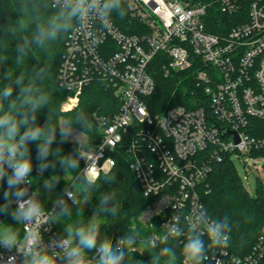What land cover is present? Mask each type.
Returning <instances> with one entry per match:
<instances>
[{
	"label": "built area",
	"instance_id": "built-area-1",
	"mask_svg": "<svg viewBox=\"0 0 264 264\" xmlns=\"http://www.w3.org/2000/svg\"><path fill=\"white\" fill-rule=\"evenodd\" d=\"M123 3L139 33L127 34L112 20L107 29L90 20L69 34L58 80L70 93L68 109L78 105L91 83L110 89L119 99L112 119L95 115L101 137L84 155L91 162L94 153L100 175L115 167L120 148L132 155L130 168L149 200L136 225L149 230L147 238L157 245L165 243L162 236L170 223L187 231V216L204 206L199 187L215 163L226 155H236L248 167L264 163V153L254 155L264 152V137L251 133V119H264V0ZM159 54L165 76L194 69V87L185 104L154 116L146 98L156 91L150 67ZM32 192L38 195L33 184L28 196ZM0 223L7 224L1 217ZM43 227L45 243L63 236L54 224ZM176 239L183 245L186 236ZM204 239L207 245V236ZM133 252L141 253L142 247ZM14 255L20 264L22 257L15 250L0 248V264H10ZM93 256L88 253L90 264H96ZM207 256L204 264H264V234L244 257L230 253L229 246L209 247ZM130 261L127 257L125 264Z\"/></svg>",
	"mask_w": 264,
	"mask_h": 264
},
{
	"label": "clouds",
	"instance_id": "clouds-1",
	"mask_svg": "<svg viewBox=\"0 0 264 264\" xmlns=\"http://www.w3.org/2000/svg\"><path fill=\"white\" fill-rule=\"evenodd\" d=\"M56 11L41 21H33L34 28L31 39H25L15 47L17 53L15 62L22 64L28 56L30 49L35 46L44 51H50L52 45L73 30L85 28L90 20H98L102 29L110 26L115 14L124 19L127 10L123 0H52ZM30 13L21 5V15ZM19 26L10 30V36L16 37ZM0 62L3 58L0 57ZM50 68L34 70L25 84L23 74L14 80L19 89L13 99L14 88L10 84L0 87V216H9L16 225L0 223V248L12 252L15 250L22 260L20 264H90L88 253L94 252L92 257L96 264H125L126 258L132 253L138 243L139 232L130 231L129 234L112 240L108 237L101 239V221L97 214L108 217H117L120 206L116 203V193H104L99 198V208L96 214L87 223L78 222L75 225L65 224L63 236L45 243L42 233L45 224L51 226L59 223L63 218L71 215L68 201L76 203V184L65 188L63 195L53 201V210L46 212L42 207L39 195L30 191L33 164L30 154V145L36 144L39 172L43 173L55 168L57 162L61 169L68 173L70 170H80L77 175L80 191L85 200L91 198L99 182L112 183L115 177L110 170L100 175L94 153L92 158L85 157L90 148L84 139L85 132L89 131L87 117L77 114L73 121L60 125L53 123L50 114L45 123L38 124V114L51 105V93L41 84L49 77ZM4 79H12L6 73ZM73 124L80 125L83 131L75 136L76 149L68 154L61 155V149H53V142L57 140L59 130V143L63 144L73 136ZM54 159L49 161L48 157ZM86 160V167L80 169V160ZM95 165V166H94ZM57 179L44 181V186L51 191ZM6 185V186H5ZM21 185H24L23 187ZM28 196L27 199L25 197ZM15 203L16 207L12 205ZM23 227L21 234L20 227ZM162 239H176L186 236L183 243V264H204L208 259L209 247H227L231 243L232 224L228 216L213 218L207 208L200 205L187 216V231L178 223L166 226ZM207 236L206 245L204 237ZM144 249L152 252L155 242L151 237L142 240ZM17 257H11L10 264H15ZM177 253L170 247H163L160 252L152 253L150 264H177ZM134 264H144L135 261Z\"/></svg>",
	"mask_w": 264,
	"mask_h": 264
},
{
	"label": "trees",
	"instance_id": "trees-1",
	"mask_svg": "<svg viewBox=\"0 0 264 264\" xmlns=\"http://www.w3.org/2000/svg\"><path fill=\"white\" fill-rule=\"evenodd\" d=\"M21 5L30 14L21 15ZM52 0H0V87L6 84L14 88L13 99L19 89L15 86L14 80L21 74L25 77V84L34 70L44 69L49 66V77L42 84L37 81V85L43 87L51 93V105L44 108L37 117V123L43 124L50 114L53 123L57 124L59 129L61 121H73L77 114L83 113L87 117L89 131L85 134L89 138V148L94 147L100 140V128L95 119V115L106 116L109 120L119 110L120 101L115 97L113 91L106 89L98 83H91L84 88L79 99L78 105L70 109H63V104L68 100L70 93L59 85V69L66 52V41L69 34L58 40L50 51H44L33 46L27 58L22 64L15 62L17 53L15 47L25 39H31L34 28L33 21H41L51 16L56 9L52 6ZM124 7L127 10L126 5ZM228 19V18H224ZM114 24L127 34H138L140 27L137 22H130L129 13L124 19H120L115 14L111 19ZM19 26L16 37L10 36V30ZM211 32H217L216 28H210ZM162 55L159 54L150 67V71L156 81V91L150 97L146 98L148 108L152 115L162 114L169 107L185 104L190 92L194 87L193 70L183 73H172L165 76L161 62ZM6 73L12 75V79H4ZM74 128L83 131L82 126L73 124ZM251 133L257 137H264V119H251ZM59 130L57 131V140L53 142V149L60 148L61 155L72 153L77 143L70 140L60 144ZM30 154L33 164L32 181L34 189L38 188L45 180L57 179L55 187L63 194L64 189L69 187L71 181L75 179L80 170L69 171L65 173L57 162L56 167L40 173L38 152L36 144H31ZM264 152H254V155H261ZM49 161L54 159L48 157ZM133 157L125 149L120 148L116 155V165L110 171L115 177L114 182H99L96 190L92 193L89 200H85L80 191L79 181L76 180V203L68 201L71 208V215L64 221L67 224L75 225L78 222L87 223L97 212L99 208V198L102 194L115 192L116 203L120 206L118 216L108 217L103 214H97L101 221L100 231L102 238L108 237L112 240L119 239L130 231L136 230L140 236L138 238L146 239L149 230L136 225V221L141 212L148 206L149 200L143 195L141 186L130 168ZM83 167V161L80 160V169ZM103 175V174H101ZM6 186V185H5ZM199 192L205 208L213 218H223L228 216L232 224L231 243L229 251L240 257L249 254L257 243L259 237L264 234V186L259 182L256 193L251 194L243 186L237 173L235 163L231 156L226 155L222 162L214 164L212 173L207 180L200 185ZM3 200L0 199V204ZM6 223L13 224L9 216H0ZM21 230V228H20ZM137 246L142 247V252H132L129 254L131 261H143L144 264H150L152 253L160 252L163 247L170 246L177 253V264H182V247L179 239H169L165 243L157 244L152 252L144 249L143 244L138 241Z\"/></svg>",
	"mask_w": 264,
	"mask_h": 264
},
{
	"label": "rangeland",
	"instance_id": "rangeland-1",
	"mask_svg": "<svg viewBox=\"0 0 264 264\" xmlns=\"http://www.w3.org/2000/svg\"><path fill=\"white\" fill-rule=\"evenodd\" d=\"M67 102L68 100H66V102L63 104V109H68L67 108L68 106L65 107V104H67ZM69 105L71 104L69 103ZM75 107L76 106H73L72 108L69 107V109L72 110ZM63 123H65V121H61V124ZM79 132H81L79 129L73 127V136L69 137L68 140L76 143L75 136L78 135ZM84 139L88 144L89 138L86 134H84ZM232 159L235 163L237 173L241 179L243 186L248 190L249 193L255 194L257 187L259 185V182L264 186V163L258 162L257 166L250 165V167H248L236 155H234ZM38 195H39L41 205L45 209V211L51 212V210L53 209V201H55L58 197H61L62 193L55 186L52 188L51 191L47 190L44 186V181H43V183L38 188ZM65 224L67 223L64 221V219H62L61 222L56 223L54 225L59 229V231L62 234H64L63 229L65 227ZM101 239H102V233H101ZM134 262L135 261H130L128 262V264H134Z\"/></svg>",
	"mask_w": 264,
	"mask_h": 264
},
{
	"label": "water",
	"instance_id": "water-1",
	"mask_svg": "<svg viewBox=\"0 0 264 264\" xmlns=\"http://www.w3.org/2000/svg\"><path fill=\"white\" fill-rule=\"evenodd\" d=\"M224 136H227V133Z\"/></svg>",
	"mask_w": 264,
	"mask_h": 264
}]
</instances>
